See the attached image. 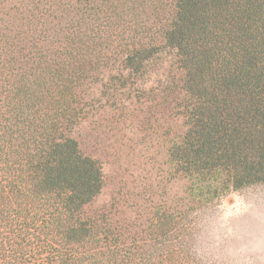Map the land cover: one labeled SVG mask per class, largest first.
Returning <instances> with one entry per match:
<instances>
[{
  "label": "trees",
  "instance_id": "trees-1",
  "mask_svg": "<svg viewBox=\"0 0 264 264\" xmlns=\"http://www.w3.org/2000/svg\"><path fill=\"white\" fill-rule=\"evenodd\" d=\"M168 55L157 96L183 120L167 155L186 198L109 219L92 208L103 166L73 134L96 87L131 88ZM256 186L264 0H0V264H201L197 214Z\"/></svg>",
  "mask_w": 264,
  "mask_h": 264
},
{
  "label": "rangeland",
  "instance_id": "rangeland-1",
  "mask_svg": "<svg viewBox=\"0 0 264 264\" xmlns=\"http://www.w3.org/2000/svg\"><path fill=\"white\" fill-rule=\"evenodd\" d=\"M175 69L164 56L131 88L96 87L86 120L73 137L83 153L103 166L104 189L92 205L109 219L145 223L160 206L180 209L186 181L175 178L168 149L184 132L183 120L159 98ZM104 79V83H105ZM194 250L201 264H264V186L231 193L197 214Z\"/></svg>",
  "mask_w": 264,
  "mask_h": 264
}]
</instances>
